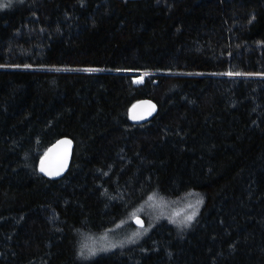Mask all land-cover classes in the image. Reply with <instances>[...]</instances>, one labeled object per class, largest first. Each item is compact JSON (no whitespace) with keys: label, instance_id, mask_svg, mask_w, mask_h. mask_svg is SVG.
<instances>
[{"label":"trees","instance_id":"1","mask_svg":"<svg viewBox=\"0 0 264 264\" xmlns=\"http://www.w3.org/2000/svg\"><path fill=\"white\" fill-rule=\"evenodd\" d=\"M0 264H264V0H0Z\"/></svg>","mask_w":264,"mask_h":264},{"label":"water","instance_id":"2","mask_svg":"<svg viewBox=\"0 0 264 264\" xmlns=\"http://www.w3.org/2000/svg\"><path fill=\"white\" fill-rule=\"evenodd\" d=\"M158 106L150 98L137 100L128 110V118L132 124H142L151 120L157 113ZM74 141L69 136H61L54 140L44 151L38 161L40 174L47 179H59L68 171L73 157ZM138 226L144 224L140 216L133 219Z\"/></svg>","mask_w":264,"mask_h":264},{"label":"rangeland","instance_id":"3","mask_svg":"<svg viewBox=\"0 0 264 264\" xmlns=\"http://www.w3.org/2000/svg\"><path fill=\"white\" fill-rule=\"evenodd\" d=\"M141 78H142L141 76H138L137 78H135V80L141 81ZM181 201L182 200H178L174 204L164 206L160 213L166 214L168 217H170L171 219L176 220V221L186 220L189 217H193L194 214L196 213L198 207H199L200 199L194 198V200L192 201V203L189 207H185L187 205H180ZM161 205H162V203L160 204V206ZM136 215H138V214L134 213L130 219L132 220V218ZM143 227H139V228H143ZM139 228H136V230L134 231L135 235H136V233H138L137 231L141 232V230ZM121 232L122 231H118L116 233L115 237L114 236L111 237V240H114L117 237V235H119ZM103 240H104V236H102L99 240V242H100V246H99L100 248L99 249L100 250H103V247H106V246L108 248L110 243H111V241L105 242V240L104 241Z\"/></svg>","mask_w":264,"mask_h":264},{"label":"bare ground","instance_id":"4","mask_svg":"<svg viewBox=\"0 0 264 264\" xmlns=\"http://www.w3.org/2000/svg\"><path fill=\"white\" fill-rule=\"evenodd\" d=\"M136 216H140V215H136ZM136 216H134V217H136ZM134 217H133V219H134ZM141 217V216H140ZM142 218V217H141ZM143 219V218H142ZM144 221V220H143ZM134 222V221H133ZM145 223V222H144ZM136 225V224H135ZM138 226V225H137ZM142 226H144V224L142 225ZM142 226H138V227H142Z\"/></svg>","mask_w":264,"mask_h":264},{"label":"snow or ice","instance_id":"5","mask_svg":"<svg viewBox=\"0 0 264 264\" xmlns=\"http://www.w3.org/2000/svg\"><path fill=\"white\" fill-rule=\"evenodd\" d=\"M149 199H151V197ZM188 219H191V217H189Z\"/></svg>","mask_w":264,"mask_h":264}]
</instances>
